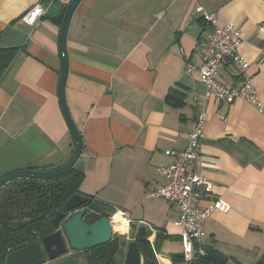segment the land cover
<instances>
[{
  "label": "crops",
  "instance_id": "0c3cea01",
  "mask_svg": "<svg viewBox=\"0 0 264 264\" xmlns=\"http://www.w3.org/2000/svg\"><path fill=\"white\" fill-rule=\"evenodd\" d=\"M44 9L35 25L26 14ZM67 6L58 0H0V48L17 55L0 80V179L24 169L52 170L72 156L74 141L59 100V36ZM200 8L203 11H198ZM240 31L239 54L264 106V0H82L67 35L66 102L83 139L76 164L80 190L124 214L128 224L148 225L157 240V264L183 255L178 207L150 194L164 179L167 151L187 148L198 104L207 95L208 122L198 158L189 170L211 186L204 209L221 199L228 212L205 222L196 250H214L226 264L264 259V113L245 100L220 103L208 95L199 71V43L209 31L203 14ZM218 80L237 87L232 64ZM175 90L184 100L172 107Z\"/></svg>",
  "mask_w": 264,
  "mask_h": 264
},
{
  "label": "built area",
  "instance_id": "2783aa9c",
  "mask_svg": "<svg viewBox=\"0 0 264 264\" xmlns=\"http://www.w3.org/2000/svg\"><path fill=\"white\" fill-rule=\"evenodd\" d=\"M58 1L65 6L72 2V0ZM198 11L201 12L203 9L200 8ZM43 14L44 9L37 5L26 14L24 20L29 25H35ZM203 19L209 31L199 43L201 65L199 68L189 66V72L197 69L207 94L213 95L220 103L232 104L242 99L264 113V106L250 73L251 64L238 51L242 43L240 31L234 25L220 26L215 15L204 13ZM259 29L264 31V24ZM225 64H232L237 69L241 79L239 86L228 87L219 82V70ZM207 106L206 95L198 104L197 117L189 134L187 148L183 151L166 152V155L174 158V162L157 169L164 183L150 194L152 198L163 199L178 207L179 216L175 225L182 230L183 255L185 261L188 262L193 260L195 254L204 255L205 253L202 249L197 251L196 246L206 236L205 222L207 219L216 211L228 212L230 210L229 204L221 199L212 201L208 207L201 209L200 201L204 194L211 190V186L204 178L189 170V164L198 158L200 144L205 138V128L208 122Z\"/></svg>",
  "mask_w": 264,
  "mask_h": 264
},
{
  "label": "trees",
  "instance_id": "16d2710c",
  "mask_svg": "<svg viewBox=\"0 0 264 264\" xmlns=\"http://www.w3.org/2000/svg\"><path fill=\"white\" fill-rule=\"evenodd\" d=\"M17 49L0 48V80L17 55ZM171 90L166 101L172 107H181L184 100ZM51 170V169H50ZM84 173L75 166L67 174L50 180L17 179L0 189V255L19 250L28 244L41 241L56 231L51 220L62 211L66 202L77 194L85 195L80 187ZM89 198L88 222L94 223L102 217H112L117 211L95 203ZM111 214V215H110ZM152 235V234H151ZM139 242L145 264H157L154 245L147 240ZM127 243L118 238L92 249L93 258L86 257L88 264H123ZM174 263L185 261L184 255L171 258ZM190 264H226L227 259L214 250H206L204 255L195 254ZM257 264H264V259Z\"/></svg>",
  "mask_w": 264,
  "mask_h": 264
},
{
  "label": "water",
  "instance_id": "95a60500",
  "mask_svg": "<svg viewBox=\"0 0 264 264\" xmlns=\"http://www.w3.org/2000/svg\"><path fill=\"white\" fill-rule=\"evenodd\" d=\"M81 1L82 0H72L67 6L59 36L61 70L58 93L62 113L74 141L73 154L63 166L56 169H24L7 174L0 179V189L9 182L17 179L50 180L59 178L71 171L82 156V135L73 121L65 94L69 71V60L66 47L67 35L71 18ZM88 200L89 198L82 194H77L70 198L63 206L62 211L58 212L51 220L57 231L42 238L41 242H32L24 248L9 253L5 259V264H45V253L50 261H54L64 256L68 249L76 252L91 251L92 249L105 245L113 239L118 238V235L113 232L111 223L112 218L102 217L89 225L84 223L83 219L87 214ZM81 208L83 209L78 210ZM60 227L61 231L59 230ZM62 231L67 237L69 247H67ZM152 233L153 231L148 225H138L136 222L130 224L131 240L124 249L125 258L123 264H145L139 242L145 240V238ZM147 240L150 242V237ZM89 257L91 259L93 258L92 253H90ZM0 264H3L2 255H0ZM57 264H80V262L71 257Z\"/></svg>",
  "mask_w": 264,
  "mask_h": 264
},
{
  "label": "flooded vegetation",
  "instance_id": "af4514ba",
  "mask_svg": "<svg viewBox=\"0 0 264 264\" xmlns=\"http://www.w3.org/2000/svg\"><path fill=\"white\" fill-rule=\"evenodd\" d=\"M82 209H83V208L78 209V210H82ZM59 212H61V211H59ZM88 213H89V208H87V214L85 215V217H84V219H83L84 223L87 224V225L92 224V223L88 222V218H87ZM110 218H112V217H110ZM59 230L61 231V227L59 228ZM56 231H57V229H56ZM56 231H55V232H56ZM55 232H53V233H55ZM53 233H52V234H53ZM62 234H63V236H64V239H65L66 243H67V247H69L67 237L65 236V234H64L63 231H62ZM50 235H51V234H50ZM39 242H41V241H39ZM41 246H42V244H41ZM25 247H26V246H25ZM23 248H24V247H23ZM42 248H43V247H42ZM71 252H76V251H72L71 249H68L67 253H66L64 256L59 257L58 259H56V260H54V261H50V260L47 258V255H46V253H45V257H46V263H45V264H57V263H60V262H62V261H64V260H66L67 258H71V257H69V255H70ZM10 253H11V252H10ZM79 253H84V255H85L86 257H88V256L90 255L91 252H90V251H85V252H79ZM7 255H8V254H7ZM7 255H2V256H3V264H5V259H6ZM72 258H73V257H72ZM88 262H89V260H87V264H88Z\"/></svg>",
  "mask_w": 264,
  "mask_h": 264
},
{
  "label": "bare ground",
  "instance_id": "6f19581e",
  "mask_svg": "<svg viewBox=\"0 0 264 264\" xmlns=\"http://www.w3.org/2000/svg\"><path fill=\"white\" fill-rule=\"evenodd\" d=\"M124 215L120 212L111 219L112 228L114 233L126 234L128 230V221L123 217Z\"/></svg>",
  "mask_w": 264,
  "mask_h": 264
},
{
  "label": "rangeland",
  "instance_id": "374dc122",
  "mask_svg": "<svg viewBox=\"0 0 264 264\" xmlns=\"http://www.w3.org/2000/svg\"><path fill=\"white\" fill-rule=\"evenodd\" d=\"M111 215V214H110ZM118 235V237L122 240H124L126 243L130 242L131 238H130V224H128V230L126 232V234H118V233H115ZM69 257H73L75 259H77L80 264H87V258L86 256L84 255V253H79V252H71Z\"/></svg>",
  "mask_w": 264,
  "mask_h": 264
}]
</instances>
